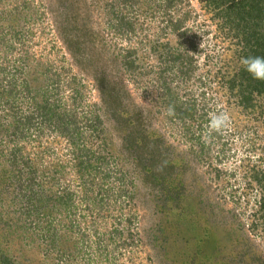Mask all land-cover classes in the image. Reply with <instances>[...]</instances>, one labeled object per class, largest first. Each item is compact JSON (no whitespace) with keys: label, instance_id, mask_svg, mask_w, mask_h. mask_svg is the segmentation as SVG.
<instances>
[{"label":"rangeland","instance_id":"obj_1","mask_svg":"<svg viewBox=\"0 0 264 264\" xmlns=\"http://www.w3.org/2000/svg\"><path fill=\"white\" fill-rule=\"evenodd\" d=\"M167 6L0 0V253L264 264L262 230L248 229L259 193L244 178L264 168V109L229 94L224 65L238 46L201 1ZM184 54L188 72L174 61ZM219 111L231 126L209 134Z\"/></svg>","mask_w":264,"mask_h":264},{"label":"trees","instance_id":"obj_2","mask_svg":"<svg viewBox=\"0 0 264 264\" xmlns=\"http://www.w3.org/2000/svg\"><path fill=\"white\" fill-rule=\"evenodd\" d=\"M160 1H163L171 7L177 0ZM200 1L202 3V9L207 14H213L212 19L217 20L219 30L224 32L226 30V34L231 36V40H236L235 45L238 46L236 50L238 54L237 63L233 66L228 64L224 65L225 72L222 80L226 83L229 94L234 97L237 105L245 111L250 110L254 114L258 108L264 109V81L252 79L240 63L243 57L249 55L264 56V0ZM178 26L174 27V31L177 32L179 30ZM189 47L194 49V43H191ZM178 56L174 58V61L179 60L181 64L185 62L191 63L187 55ZM185 73L183 72V74ZM102 159L103 157L101 156L96 157V160L100 161ZM244 178L247 180V189H250L249 187L251 186L256 187L259 193L256 211L253 212L252 221L248 229L254 232L260 228L264 235V168L256 165L251 166L245 173ZM158 231L163 235L160 228H158ZM213 235L216 237L215 239L219 240V242L221 241L218 234ZM230 238L232 239V244L238 248L239 242L235 234L232 233ZM205 239L207 240V244L216 242L210 236H207ZM163 245L165 246V244ZM224 248L228 250L229 246L225 245ZM208 249L210 250V247L207 246ZM24 261L26 260H23V263H16L7 252L0 253V264H24Z\"/></svg>","mask_w":264,"mask_h":264},{"label":"clouds","instance_id":"obj_3","mask_svg":"<svg viewBox=\"0 0 264 264\" xmlns=\"http://www.w3.org/2000/svg\"><path fill=\"white\" fill-rule=\"evenodd\" d=\"M243 69L254 80L264 81V56L249 55L243 57L240 61ZM169 115L173 114V109L169 108ZM231 126L229 114L225 111L209 113V122L207 131L209 134L215 133L223 135Z\"/></svg>","mask_w":264,"mask_h":264}]
</instances>
